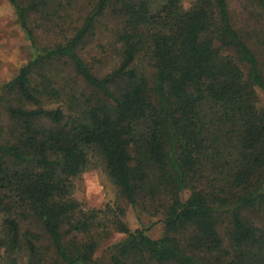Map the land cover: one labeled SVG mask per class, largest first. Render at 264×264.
<instances>
[{
    "label": "trees",
    "instance_id": "1",
    "mask_svg": "<svg viewBox=\"0 0 264 264\" xmlns=\"http://www.w3.org/2000/svg\"><path fill=\"white\" fill-rule=\"evenodd\" d=\"M8 1L32 55L0 86V262L264 264V0ZM106 15L120 59L97 75L80 51ZM89 146L162 235L70 198Z\"/></svg>",
    "mask_w": 264,
    "mask_h": 264
},
{
    "label": "rangeland",
    "instance_id": "2",
    "mask_svg": "<svg viewBox=\"0 0 264 264\" xmlns=\"http://www.w3.org/2000/svg\"><path fill=\"white\" fill-rule=\"evenodd\" d=\"M95 0H73L75 10H88ZM161 2V0H156ZM194 0H181L184 8L193 4ZM57 18L42 21L36 20L37 37L41 44H51L56 39ZM120 22L112 16L106 15L97 24L95 34L89 44L80 51L82 57L97 75H103L119 63V43L116 32L120 29ZM32 55V49L20 27L14 9L8 0H0V86L9 81ZM56 70H65L63 66H56ZM259 100L264 96L259 93ZM87 166L71 179L72 189L70 198L76 200L87 214L98 213V220H110L111 212L121 209L122 219L130 229L145 228V233L157 238L162 235L164 228L161 215L147 199H140L139 204L132 208L121 195L119 188L111 179L99 150L95 146L85 149ZM113 240L122 237L115 233ZM106 241L105 238L103 239ZM3 255L0 251V256ZM0 264H3L0 262Z\"/></svg>",
    "mask_w": 264,
    "mask_h": 264
}]
</instances>
